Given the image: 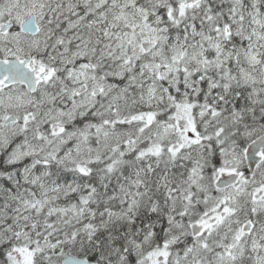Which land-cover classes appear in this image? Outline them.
<instances>
[{
	"label": "snow or ice",
	"instance_id": "obj_1",
	"mask_svg": "<svg viewBox=\"0 0 264 264\" xmlns=\"http://www.w3.org/2000/svg\"><path fill=\"white\" fill-rule=\"evenodd\" d=\"M0 264H264V0H0Z\"/></svg>",
	"mask_w": 264,
	"mask_h": 264
}]
</instances>
